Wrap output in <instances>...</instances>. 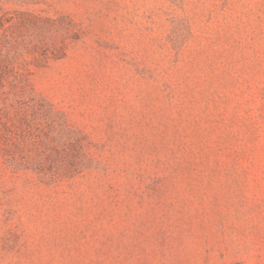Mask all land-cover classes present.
<instances>
[{
  "label": "rangeland",
  "instance_id": "374dc122",
  "mask_svg": "<svg viewBox=\"0 0 264 264\" xmlns=\"http://www.w3.org/2000/svg\"><path fill=\"white\" fill-rule=\"evenodd\" d=\"M0 264H264V0H0Z\"/></svg>",
  "mask_w": 264,
  "mask_h": 264
}]
</instances>
